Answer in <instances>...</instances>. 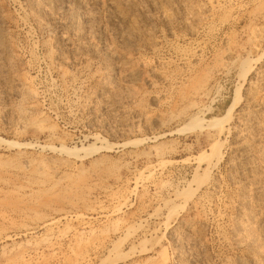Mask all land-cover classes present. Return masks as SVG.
<instances>
[{
  "label": "rangeland",
  "instance_id": "rangeland-1",
  "mask_svg": "<svg viewBox=\"0 0 264 264\" xmlns=\"http://www.w3.org/2000/svg\"><path fill=\"white\" fill-rule=\"evenodd\" d=\"M263 213L264 0H0V264H264Z\"/></svg>",
  "mask_w": 264,
  "mask_h": 264
},
{
  "label": "bare ground",
  "instance_id": "bare-ground-1",
  "mask_svg": "<svg viewBox=\"0 0 264 264\" xmlns=\"http://www.w3.org/2000/svg\"><path fill=\"white\" fill-rule=\"evenodd\" d=\"M39 1H40V0H39ZM153 119H155V120H156V119H158V118H157V116H154V118H153ZM221 159H222V157L220 158V160H221ZM256 192L258 193L259 191H258V190H256ZM262 192H263V191H262ZM254 194H256V193H254ZM258 195H259V194H258ZM263 214H264V213H263ZM262 230H263V233H264V226H263V229H262ZM184 233H185V232H184ZM187 244H188V243H187ZM187 244H186V245H187Z\"/></svg>",
  "mask_w": 264,
  "mask_h": 264
}]
</instances>
